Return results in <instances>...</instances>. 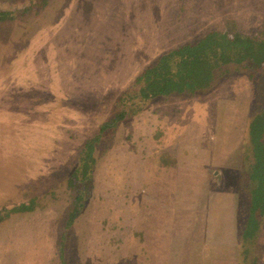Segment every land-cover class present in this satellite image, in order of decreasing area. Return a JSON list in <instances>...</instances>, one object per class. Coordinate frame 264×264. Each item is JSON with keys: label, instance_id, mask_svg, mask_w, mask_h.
<instances>
[{"label": "rangeland", "instance_id": "obj_1", "mask_svg": "<svg viewBox=\"0 0 264 264\" xmlns=\"http://www.w3.org/2000/svg\"><path fill=\"white\" fill-rule=\"evenodd\" d=\"M31 1L0 0V209L10 210L0 264H245L243 139L264 80L255 92L248 75L230 74L140 110L135 79L210 29L264 30V0H50L22 11ZM89 141L91 178L70 186ZM31 199L32 210L15 209Z\"/></svg>", "mask_w": 264, "mask_h": 264}, {"label": "trees", "instance_id": "obj_2", "mask_svg": "<svg viewBox=\"0 0 264 264\" xmlns=\"http://www.w3.org/2000/svg\"><path fill=\"white\" fill-rule=\"evenodd\" d=\"M40 2L49 4L50 0H33L32 4L21 10H29L31 5ZM8 13L0 10V20ZM242 73L248 75L253 82L254 91L257 84L264 80V30L248 33L235 26L210 29L194 42H187L161 53L157 60L141 70L135 84L139 86L143 100L166 99L174 95L195 96L207 93L217 86L221 77ZM127 94L123 96L121 104L127 100ZM255 97H258L256 105L259 111L251 116L243 139V170L228 169L235 172L233 176L240 171V176L246 179V187L242 186L241 189H246L248 205L245 204L247 209L241 210L245 220L241 222L240 229V249L245 264H259L261 244L258 240L264 224V90ZM147 103L144 100L140 110ZM127 114L126 106L117 118ZM117 118L103 124L100 134ZM86 144L80 151L81 163L69 179L70 186L82 182L81 179L85 181L91 178L94 145L91 141ZM36 203L35 199H31L29 203H22L15 209L32 210ZM9 211L6 207L0 209V222L10 215Z\"/></svg>", "mask_w": 264, "mask_h": 264}, {"label": "crops", "instance_id": "obj_3", "mask_svg": "<svg viewBox=\"0 0 264 264\" xmlns=\"http://www.w3.org/2000/svg\"><path fill=\"white\" fill-rule=\"evenodd\" d=\"M219 168L222 169V168H225V167H224V165L222 164V166H219ZM216 170H217V169H216ZM222 170H224V169H222ZM215 173H217V171H216ZM218 177H219V181H218L219 183H218V184H219L220 186H221V185H225V184H226L225 181H226L227 178H225L224 175H222V177L219 175Z\"/></svg>", "mask_w": 264, "mask_h": 264}]
</instances>
